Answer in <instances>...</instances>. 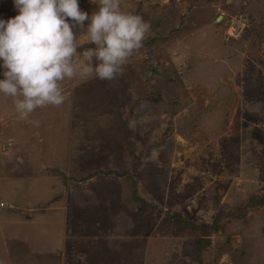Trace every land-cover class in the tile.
<instances>
[{
	"label": "rangeland",
	"instance_id": "1",
	"mask_svg": "<svg viewBox=\"0 0 264 264\" xmlns=\"http://www.w3.org/2000/svg\"><path fill=\"white\" fill-rule=\"evenodd\" d=\"M121 6L151 25L122 78L81 71L61 82L62 105L27 119L0 92V148L17 144L0 150V169L37 170L20 158L29 151L48 167L38 184L0 181V264H264V205L213 226L264 185V0ZM17 13L0 0V15ZM88 23L74 30L77 61L95 47ZM62 231L69 242L55 248ZM200 238L211 245L198 259Z\"/></svg>",
	"mask_w": 264,
	"mask_h": 264
},
{
	"label": "clouds",
	"instance_id": "2",
	"mask_svg": "<svg viewBox=\"0 0 264 264\" xmlns=\"http://www.w3.org/2000/svg\"><path fill=\"white\" fill-rule=\"evenodd\" d=\"M18 13L0 19V92L15 98L20 118L37 108L65 101L61 82L79 72L113 82L125 74L128 60L144 47L151 30L142 15L122 10V0H92L91 16L78 0H13ZM95 45L77 61L76 29ZM38 125V122H36ZM2 202V201H1Z\"/></svg>",
	"mask_w": 264,
	"mask_h": 264
},
{
	"label": "trees",
	"instance_id": "3",
	"mask_svg": "<svg viewBox=\"0 0 264 264\" xmlns=\"http://www.w3.org/2000/svg\"><path fill=\"white\" fill-rule=\"evenodd\" d=\"M85 0H78L79 6L80 8L83 6ZM0 19H4L7 20V17H3L2 15H0ZM2 62V61H0ZM1 129V128H0ZM17 144L15 143V141L12 140V142H7L4 145V149H0L2 150V152L5 154V152L9 151L10 148L15 147ZM262 174L261 176L264 179V166L262 167ZM96 174V172H95ZM93 174H90L89 176L85 177V179H89L92 178ZM116 175H120L117 172H115ZM93 197V196H91ZM139 199L141 200L142 203H145L146 205H149L152 209H155L154 205L150 202H148L147 200H144L142 197H139ZM137 201V200H136ZM95 202V201H94ZM262 205H264V185L262 186V188L260 189V191H257L256 193L253 194V196L251 197L250 200L240 203L237 205V207L235 209L230 210L229 212H223L220 215V217L218 218V220L216 219V222H214V227L219 230V229H224L225 226H223L220 222L223 219H227V223H229L230 220L228 219H234V220H238V219H246L247 218V214L250 211H253L255 209L260 208ZM181 221H185L180 217ZM205 234L209 235V232H207L205 230ZM191 248H192V252L194 253V255L198 258L201 259L202 258V254H203V250L211 245V240H209V238L205 239V238H200V239H194L192 240V242H190ZM118 247V245L116 246ZM175 259L179 258L180 256L178 255H174ZM174 260V258H173ZM174 264H181V260H178L176 262H174ZM184 264V263H183Z\"/></svg>",
	"mask_w": 264,
	"mask_h": 264
},
{
	"label": "crops",
	"instance_id": "4",
	"mask_svg": "<svg viewBox=\"0 0 264 264\" xmlns=\"http://www.w3.org/2000/svg\"><path fill=\"white\" fill-rule=\"evenodd\" d=\"M12 136V135H11ZM9 138H11V137H9ZM9 140V139H8ZM17 146V145H16ZM21 146V145H20ZM19 148V147H18ZM1 149V148H0ZM6 153V152H5ZM38 154H40V156L39 157H37V155ZM17 155H19V154H17ZM67 155V154H66ZM21 160L22 159H24V162H25V160H35V161H37V162H42V164H41V167H37V170H34V171H27V169H25V171L24 172H20L18 169H15L14 171L11 169H8V165H6L5 166V170H2V169H0V172H1V175H3V176H0V181H2L3 179H6V178H14V180H16V184L17 183H19L21 180H23V181H25L26 179H34L35 181H36V183L35 184H38V181H41V180H38V176H40V174H46V176L48 175V167H47V163H46V160L45 159H43L42 157H41V153H37V151L36 152H34L33 154H31V152L29 151L28 153H25L24 155L22 154L21 155ZM44 162V163H43ZM40 168V170H38ZM2 172H4L5 174H2ZM6 174H7V176H6ZM50 175V174H49ZM90 175V174H89ZM88 176V175H87ZM43 183V182H42ZM49 204V203H48ZM48 204H45V206L47 207L48 206ZM86 204V203H85ZM82 206V205H81ZM95 206H97V205H95ZM46 215H50V216H54V214H51V213H49V212H46ZM65 215H66V213H65ZM37 222H34L33 224H36ZM67 224H68V221H66V217H65V224H64V228H66V226H67ZM40 226H41V224H40ZM39 225H38V227H40ZM61 228H62V230H63V227L61 226ZM40 230V229H39ZM40 232H41V230H40ZM46 241V240H45ZM67 241V242H69V235L68 236H66V235H64V233H63V231H62V235L59 237L58 236V238H57V243H59V245L57 246V247H55V248H60V244L62 245V243H63V245H65L64 243Z\"/></svg>",
	"mask_w": 264,
	"mask_h": 264
},
{
	"label": "built area",
	"instance_id": "5",
	"mask_svg": "<svg viewBox=\"0 0 264 264\" xmlns=\"http://www.w3.org/2000/svg\"><path fill=\"white\" fill-rule=\"evenodd\" d=\"M3 205H5V203L2 201V202H1V206H3Z\"/></svg>",
	"mask_w": 264,
	"mask_h": 264
}]
</instances>
